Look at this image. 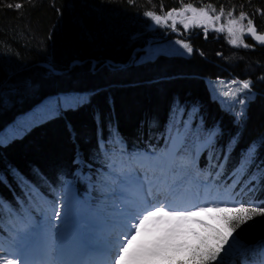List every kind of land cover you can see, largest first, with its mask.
Listing matches in <instances>:
<instances>
[{"label": "trees", "instance_id": "1", "mask_svg": "<svg viewBox=\"0 0 264 264\" xmlns=\"http://www.w3.org/2000/svg\"><path fill=\"white\" fill-rule=\"evenodd\" d=\"M188 5L228 8L242 26L251 20L264 29V0H0V218L17 209V200L53 197L62 175H94L105 140L121 149L166 147L175 131L183 136L177 144L183 169L205 144L200 160L222 163V173L236 175L264 206V46L235 49L221 33L215 40L192 36L189 56L137 50L168 30L146 12L165 17ZM207 78L250 87L227 108ZM80 92L88 99L61 106L60 97ZM41 110L54 114L8 139L17 118ZM231 215L219 213L218 228L205 227L202 236L214 242L228 235L224 218ZM228 241L222 263L255 254L264 247V216L240 225Z\"/></svg>", "mask_w": 264, "mask_h": 264}, {"label": "snow or ice", "instance_id": "2", "mask_svg": "<svg viewBox=\"0 0 264 264\" xmlns=\"http://www.w3.org/2000/svg\"><path fill=\"white\" fill-rule=\"evenodd\" d=\"M16 7L19 8L21 5H16ZM185 10L192 11L194 15L197 13L192 5H188ZM221 14H223L222 11ZM145 15L151 17L157 24L162 21V17L151 11L146 12ZM166 15L171 17L172 12ZM199 15L207 17V13L203 9L200 10ZM244 15V13H241V19L244 18ZM229 16H231V13H229ZM216 19H219V16ZM234 23L236 22L233 20L229 21V24ZM188 26V24L184 25L185 28ZM219 30L223 31V28ZM228 31L232 33L233 30L229 27ZM248 31L257 40L264 41V36H256L251 20L248 21ZM232 42L235 43L236 40L234 39ZM182 46L188 52L192 51L187 43ZM249 87L250 82L244 81L242 83V88L248 89ZM224 95H234V93L226 92ZM240 103L243 104L244 102L240 101ZM253 152L254 148L250 149L245 159L241 161L242 169L246 168L251 162ZM152 195L153 193L149 191L147 196H144L142 200L134 201L127 209L123 224L125 230L120 234L115 245L108 250V264H143V262L153 260L177 261L178 264H213V262L222 264L221 252L224 251V245L229 242L228 236L254 216H264V206L260 205L246 207L240 204L230 208L227 203L224 206L208 203L207 206H180L175 203H153L149 199ZM212 211L232 213V215L224 218L228 235L217 234L214 242H209L208 237L200 235L194 229L189 228L188 225L192 223L191 218L198 213ZM56 215L59 216V212H56ZM129 221L131 222L129 223ZM196 223L202 224L200 221ZM202 226L208 227L203 224ZM186 235H190L195 243L177 242ZM181 253H185L186 258L178 259ZM0 264H16V259H0ZM22 264H29V262L22 261ZM260 264H264V260H261Z\"/></svg>", "mask_w": 264, "mask_h": 264}, {"label": "rangeland", "instance_id": "3", "mask_svg": "<svg viewBox=\"0 0 264 264\" xmlns=\"http://www.w3.org/2000/svg\"><path fill=\"white\" fill-rule=\"evenodd\" d=\"M206 11H207V13L213 14V21L211 24V29L215 30L217 28L218 31L215 30V32H221L231 47L238 49L239 47L246 48L248 46L249 40H250L246 37L247 36L246 34L248 32V26L244 27L240 23H238V21L236 20V15L233 12V10H229L227 8L226 12H223V14L218 13L215 9L213 10L211 8L209 9V11L208 10H206ZM199 12L197 13L198 15H199ZM229 13H231V16H229ZM218 16H219V19H216V17H218ZM220 19H221V23H219ZM230 20H233L236 23L229 24ZM263 21H264V18H263ZM253 26H255L257 28L258 32H264V29L258 28L254 23H253ZM229 27L232 28V30H233L232 33H229V31H228ZM221 28H223V31L219 30ZM211 32L213 33L214 31H211ZM215 32L213 34H215ZM211 36H213V35H211ZM209 38H210V36H209ZM211 38L214 39L213 37H211ZM234 39L236 40L235 43L232 42ZM184 43L188 44V42L183 38L179 39L176 36L169 37L168 39H163V41L158 42V45H154L149 53L150 54H158L161 51H165L167 53L171 52V53H177V54H182V53L183 54H191L192 51L188 52L185 48H183L182 45ZM232 81L230 79L226 80V79H220V78H217V79L207 78L206 79V82H208V86H209L210 93L212 94V96L219 99L221 104L224 105L225 107L230 106L232 103L234 104L238 98L239 85L237 82L232 83ZM226 92L234 93V95L226 96V95H224V93H226ZM88 97H89V94L86 92H80V93L70 94L69 96H66V97H60L61 106L66 107L69 105H77L78 103H80V101L87 100ZM227 108H229V107H227ZM53 114L54 113L45 112L44 110H41L38 113H36V112L35 113H29V114H26L22 117L17 118V120L13 123V126L7 128L6 134H7L8 139L12 138L15 135L21 134L22 132H24L25 129H28L35 122L43 120V119L47 118V116L53 115ZM181 140H183L182 134L179 131H175L174 134L171 136L170 141L172 142V145L177 146V144L179 145L181 143ZM201 143H203V142H201ZM199 147L200 146H198L197 149ZM65 188H66L67 194H65L61 197V199H63V201L60 203V205H62L64 203L62 210L66 213L67 208H69L70 209L69 213H71V211L73 209H75V203H74V200L72 198L70 190H68L67 187H65ZM216 204H220V203H216ZM214 213L215 212L212 211V212H209L208 214H204V216L201 218L202 221L210 222L209 219L212 218ZM197 218H199V216ZM60 220L56 222V224H57L56 226L62 227V225L60 224ZM191 224H195V221H193ZM23 240H26V239H23ZM7 247H8L9 251H12V254L14 251H15V254H17V255L20 254L21 250L19 251V249H18V248H20V246H18V247L14 246V250H13V247L11 245H8ZM22 252L23 251H21V253ZM12 254H11V256L9 255L8 259H12V257H14V255L12 256ZM2 256H3L2 258L6 257L5 255H2ZM2 258H0V259H2ZM143 264H146V262H143Z\"/></svg>", "mask_w": 264, "mask_h": 264}, {"label": "bare ground", "instance_id": "4", "mask_svg": "<svg viewBox=\"0 0 264 264\" xmlns=\"http://www.w3.org/2000/svg\"><path fill=\"white\" fill-rule=\"evenodd\" d=\"M90 129H92L91 126H90V127H89V126H85V127L83 128V131H85V130H90ZM62 171H63V170H62ZM56 174H57L58 176H61L62 173L60 174L59 172H57ZM62 234H63V233H58V234H57V237H60ZM41 254H44V257L46 256L45 253H40L39 250L36 249L35 252H33V251L30 252L29 257L24 256L23 258H25L24 261L29 262V264H38L39 262L36 260L37 257L34 256V255H41ZM41 258H43V257H40L39 259H41ZM71 260H72V259H69V261H67V264H69V263L71 262ZM74 264H78V260H76Z\"/></svg>", "mask_w": 264, "mask_h": 264}, {"label": "water", "instance_id": "5", "mask_svg": "<svg viewBox=\"0 0 264 264\" xmlns=\"http://www.w3.org/2000/svg\"><path fill=\"white\" fill-rule=\"evenodd\" d=\"M182 12H183V10H181ZM169 12H171V11H169ZM168 12V13H169ZM175 13H178V11H174ZM189 26L186 28V30L188 31L192 26V23L191 24H188ZM254 28H255V31H256V36H264V32H258V30L256 29V27L255 26H253ZM200 33L201 32H203V30H201V31H199ZM247 36V38L248 39H251V41H252V43L255 45V46H257V47H262V46H264V41H261V40H257L256 39V37L255 36H253L252 35V33L251 32H247V34H246Z\"/></svg>", "mask_w": 264, "mask_h": 264}]
</instances>
